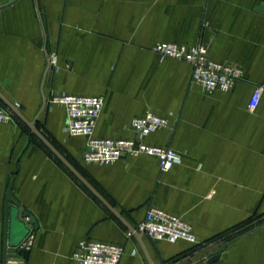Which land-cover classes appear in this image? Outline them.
I'll return each mask as SVG.
<instances>
[{
  "label": "crops",
  "instance_id": "0c3cea01",
  "mask_svg": "<svg viewBox=\"0 0 264 264\" xmlns=\"http://www.w3.org/2000/svg\"><path fill=\"white\" fill-rule=\"evenodd\" d=\"M263 7V9H261ZM159 43L203 44L209 58L243 76L228 92L192 82V66L154 51ZM54 63L49 67V57ZM49 68V69H48ZM263 88L256 109L249 102ZM0 93L136 231L155 207L190 224L196 244L143 241L154 264H264V0H0ZM62 93L103 96L94 136L132 138L146 113L169 121L149 135L182 164L162 172L156 157L84 165V138L70 137ZM46 103V104H45ZM0 264L8 243L27 238L22 209L36 220L28 257L7 264H78L81 241L124 248L120 264H149L137 237L2 101ZM22 219V218H21Z\"/></svg>",
  "mask_w": 264,
  "mask_h": 264
},
{
  "label": "built area",
  "instance_id": "2783aa9c",
  "mask_svg": "<svg viewBox=\"0 0 264 264\" xmlns=\"http://www.w3.org/2000/svg\"><path fill=\"white\" fill-rule=\"evenodd\" d=\"M154 51L165 58L182 61L192 66V82L208 93L228 92L243 76V70L231 63H217L208 56V50L203 44L188 47L178 43H159ZM49 63H54L49 57ZM263 88L257 87L249 102V108L254 110L260 103ZM52 104L65 107L67 120L65 130L70 137L84 138L85 148L82 154L84 165H109L126 157L148 155L156 157L162 172L171 170L182 164L181 154L169 147L147 145L144 140L160 130L169 127V121L154 113L134 119L131 123L134 131L132 138H99L94 136L98 118L105 104L103 96L72 95L62 93L56 96ZM12 116L0 106V122L11 121ZM139 232L153 241H168L175 244L185 241L197 243L196 235L190 224L182 218L166 211L150 207L145 219L138 228ZM33 230L21 248L28 249L33 241ZM124 248L113 243L99 241H81L73 259L78 264H120Z\"/></svg>",
  "mask_w": 264,
  "mask_h": 264
},
{
  "label": "water",
  "instance_id": "95a60500",
  "mask_svg": "<svg viewBox=\"0 0 264 264\" xmlns=\"http://www.w3.org/2000/svg\"><path fill=\"white\" fill-rule=\"evenodd\" d=\"M263 9V7L261 8ZM50 67V63H49ZM49 69V68H48ZM0 101L4 102L14 113L15 115L29 127L31 132L35 134L57 157L58 159L120 220L122 221L128 229L137 237L138 241L140 242L145 255L147 257V260L149 264H154L148 251L146 248V245L143 241L144 234L141 232L136 231L133 229L123 218L122 216L115 211V209L86 181L85 178L79 173V171L71 165L49 142V140L37 129L36 127V121L37 118L33 121H29L26 119L20 112L19 110L11 103L9 102L1 93H0ZM46 104V103H45ZM85 146L82 148L80 151L78 157H77V163L81 167H84V164L82 163V154L84 152ZM9 204L14 205L17 208H20L19 203L15 200L12 194V184L9 188V191L7 193V211H6V237H5V243H4V252H3V264H7V256L8 254H16L19 253L23 255L24 257H28V251L25 249H20L18 245H9L8 243V230H9V225H8V218H9ZM22 218V219H21ZM15 223L19 225H26L29 231H31V228L33 230V226H36V220L34 217L28 213L23 211L22 209L17 213L16 218H15ZM224 251V248L218 249L215 251L213 254H211L208 257V263L212 264L216 261H218L221 258V255Z\"/></svg>",
  "mask_w": 264,
  "mask_h": 264
}]
</instances>
